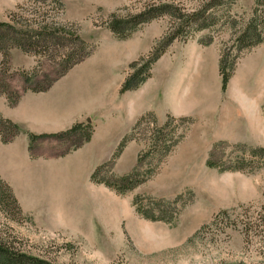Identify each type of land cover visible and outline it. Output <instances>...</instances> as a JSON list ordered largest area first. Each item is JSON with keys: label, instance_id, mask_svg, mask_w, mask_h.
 Returning <instances> with one entry per match:
<instances>
[{"label": "rangeland", "instance_id": "374dc122", "mask_svg": "<svg viewBox=\"0 0 264 264\" xmlns=\"http://www.w3.org/2000/svg\"><path fill=\"white\" fill-rule=\"evenodd\" d=\"M58 1L63 6L61 12L43 0H0V23L11 22L13 14L21 28L26 27V23L33 27L38 23H46L60 33V42L64 43L58 47L51 45L49 50L40 48L33 56L25 55L17 49L11 50L9 72L5 75L0 69V81L7 84L12 99L25 90L44 89L62 71L66 55L72 51L78 52L73 38L78 37L88 49L97 48L95 59L109 69L106 78L109 96L115 94V101L120 107L114 117L116 121H112L114 133L106 138L99 150L77 155L82 161L87 159L92 165L97 163L91 172L96 166L110 160L122 138L120 134L123 131L130 132L137 118L130 108L132 104L154 109L163 106V100H156L150 91L161 79L162 62L170 60V56L154 66L152 79L146 81L137 92L123 97L120 88L131 73V64L170 40L176 33L180 21L174 17L178 13L197 14L203 6H207L206 15L211 14L210 19L214 24L207 30L189 32L188 35L174 39L166 52L178 44L195 41L201 47L214 45L218 47L219 53L223 49L232 56L236 54L234 43L250 19L255 2ZM262 2L264 7V0ZM162 6L171 7L172 12L177 10L175 16L155 18L142 25L127 40H118L108 30L112 19H128L145 9L156 10ZM209 40L212 41L210 45H202ZM216 56L215 48H210L203 66L210 79L215 66L212 80H217L218 89H221ZM254 60L263 62L264 40L236 61V66L241 61L238 71L249 70L246 82L251 97L246 100V107L251 118L255 119L261 116L264 105V63L261 65L263 70L259 75L255 74L253 82H249ZM234 91L239 94L237 88ZM220 93L222 106L227 96L222 91ZM154 117L158 127L167 119L159 122ZM217 117L213 116L212 120ZM200 118L198 124L196 122L199 119L188 118L190 124L182 123L177 128L172 127L177 132L176 136L184 134V138L160 165L159 154L153 153L149 158L145 156L149 149L148 138L153 130L152 118L147 117L130 133L133 139L130 143L136 146L127 144L113 166V176L121 177L130 173L137 165L138 155L143 159L139 170L141 177L147 176L152 170L155 173L124 195H118L102 185L91 184L90 171L82 176L72 192L66 193L59 188V197L40 200L43 204L25 200L23 206L29 212L24 210L12 191L21 214L10 200L2 204L0 243L46 264H264V159L231 147L220 149L218 157L222 156V165L226 168L232 167V162H241L244 165L243 171L219 172L218 169L207 167L206 161L212 146L225 141H217L211 131H205L207 120L204 121L205 117ZM91 122L90 119L88 124ZM252 136L245 134L241 142L226 143L264 150V132L261 130ZM82 139V135L65 142L44 139L35 142L29 154L31 157L36 154L62 156L73 152L74 145ZM36 143L42 146L37 147ZM103 176L108 178L106 173ZM5 193L0 185V200ZM135 199H138L142 214L136 213Z\"/></svg>", "mask_w": 264, "mask_h": 264}, {"label": "crops", "instance_id": "0c3cea01", "mask_svg": "<svg viewBox=\"0 0 264 264\" xmlns=\"http://www.w3.org/2000/svg\"><path fill=\"white\" fill-rule=\"evenodd\" d=\"M171 48L170 52L167 51L155 63L158 66L165 57H171L170 60L162 62L161 79L153 91H150L156 100L159 98L163 100V106L160 109L143 108L142 105L134 103L130 108L137 118L146 113H153L159 122H163L169 115L175 118L199 119L196 122L198 124L200 117H205L204 121L207 120L205 131H211L217 141L231 143L241 142L240 139L245 134L253 137V133H260L261 130L264 132L262 108L261 116L254 119L251 118L246 107V100L251 97L246 82L249 70L238 71L241 61L237 64L226 91L223 92L227 96V101L220 106L221 89H218L217 80L215 82L212 80L215 66L211 79L203 66L208 50L215 48L216 69L220 81L218 47L214 45L201 47L193 41ZM96 50L97 48L89 58L74 66L46 92H22L18 103L13 107H9L7 101L0 97L2 98L0 115L22 130V133L11 143L2 144L0 141V180L12 189L23 208L25 200L30 199L37 204H43L40 200L59 197V188L66 193L72 192L82 176L91 172L97 164L92 165L87 159L82 161L77 156L78 153L98 151L106 138L114 133L112 121H116L114 117L117 116L116 112L120 106L115 101L117 100L115 94L109 96V86L106 81L109 69L108 67L106 69L103 63L99 64L100 60L95 59ZM263 63L264 60L253 61L249 82H253L255 74L259 75ZM150 79H152V71L148 80ZM235 88L238 89L239 94L235 93ZM138 90L125 92L123 97ZM213 116L218 117L212 120ZM89 117H92L90 119L94 126L93 132L90 140L79 149L65 156L54 157L44 154L30 156V141L26 133L34 136L58 134L74 124L87 122L90 120ZM125 134L127 132L123 131L120 136L123 137ZM42 140L44 139L35 142ZM38 145L42 146L41 143H36L37 147ZM129 145L136 146L134 143ZM24 210L28 211L26 208Z\"/></svg>", "mask_w": 264, "mask_h": 264}, {"label": "trees", "instance_id": "16d2710c", "mask_svg": "<svg viewBox=\"0 0 264 264\" xmlns=\"http://www.w3.org/2000/svg\"><path fill=\"white\" fill-rule=\"evenodd\" d=\"M36 0H27V2H34ZM44 3L48 4V6H56L58 11L61 12L63 9L62 4L58 0H43ZM211 4V3H210ZM208 4V5H210ZM207 6H203L202 10L199 11L196 15H179L175 16V12L171 11V7L162 6L159 9H145L139 14H136L128 19L117 20L112 19L108 25V30L120 41L127 40L131 35L136 32L142 25L149 23L151 20L161 17L163 15L173 16L175 19L180 21V25L176 31L172 35L170 40H167L165 43L161 44L158 47L152 49L148 55L141 56L136 62L130 65L131 73L125 78L123 84L120 88V94H124L125 92L135 91L140 88L150 77L151 71L155 63L165 54L166 50L173 42L174 39L180 38L184 36V34L188 35L189 32H199L203 30H207L214 23L212 19H210L211 14L206 15ZM180 10H178L179 12ZM11 22L9 23H0V69L6 75L9 72V62H10V51L13 49L20 50L23 54L33 56L36 54V50L43 48L44 50H49L51 45L54 46H63L64 43L60 42V33L50 28V26L46 23H38L34 25H30L26 23V27L21 28L16 23L15 14L11 15ZM29 22V21H26ZM264 40V7L262 0H255L254 7L252 10V15L250 19L247 21L246 25L241 31L240 35L237 37L234 43V52L235 55L231 56V53H227L222 49L219 53V64H218V72L221 78V91L224 92L226 90L227 84L230 78L233 76V73L236 68V61L240 58V56L244 53L251 52L254 48L258 47L263 43ZM75 45L78 46V52L72 51L71 53L66 55L65 61H63L62 71L57 76L56 79L50 82L48 86L44 89H30L25 90L33 93H42L46 92L51 88V86L60 78L65 76L68 71H70L74 66L80 64L85 59L89 58L94 50L88 49L86 45L78 38H73ZM186 41V40H185ZM211 40L202 44L204 46H208L211 44ZM11 91L9 90L7 84L5 82L0 81V97H3L9 107L15 106L19 99L20 95H17L14 99L11 98ZM262 112L264 116V105L262 107ZM147 117L152 118V131L148 138L149 149L145 156L149 158L153 155V153L159 154L158 165H160L165 158H167L184 138V134H180L176 136L173 128H177L178 124H190L191 121L188 118H174L168 116L164 124L160 127L157 126V121L153 114H144L142 115L131 128L130 132L125 134L120 142L117 145L113 155L110 160L98 165L93 170L90 176V183L94 185H102L105 188H108L114 191L118 195H124L129 193L133 189H135L140 184L144 183L148 180L154 173L155 170L150 171L147 176L141 177L139 173L140 165L142 164V157L138 155L137 157V165L136 167L128 174L121 177H114L112 174L113 166L116 160L121 156L123 150L133 139L130 136V133L134 131L142 122L146 120ZM93 125L88 123L74 124L71 128L67 129L64 132L54 134V135H42V136H34L29 133H26L29 137L30 148L29 150H33V144L38 139H49L54 140L56 142H65L72 140V138L77 135H82L83 139L77 142L74 145V150L79 149L85 143L90 140L91 134L93 132ZM173 127V128H172ZM90 128V132H88ZM22 133V130L12 122L5 120L0 115V141L3 144H9L16 138L19 134ZM240 148L243 151H247L250 154L255 155V157L264 159V150L262 148H251L243 144L230 145L226 142L215 143L211 150L208 153V159L206 161V165L209 168L218 169L219 172L231 171V172H239L243 171L244 165L239 162H232L229 168H226L222 165V156L218 157V152L220 149H228V148ZM70 152H67L68 154ZM66 154L62 155L65 156ZM108 174V178L102 177V174ZM0 185L3 186L5 190V195L2 200H0V207L4 202L8 200L11 201V204L15 207L17 212L21 214V210L18 206V203L7 184L0 180ZM1 195V194H0ZM170 204V203H168ZM134 206L136 213L142 214L140 207H138V199H135ZM0 264H46L42 261H37L35 259L26 257L25 255L19 254L0 243Z\"/></svg>", "mask_w": 264, "mask_h": 264}, {"label": "water", "instance_id": "95a60500", "mask_svg": "<svg viewBox=\"0 0 264 264\" xmlns=\"http://www.w3.org/2000/svg\"><path fill=\"white\" fill-rule=\"evenodd\" d=\"M90 120H88L87 122H89Z\"/></svg>", "mask_w": 264, "mask_h": 264}]
</instances>
